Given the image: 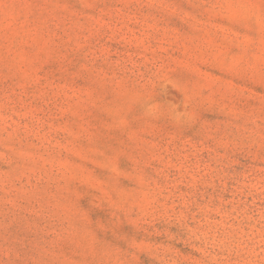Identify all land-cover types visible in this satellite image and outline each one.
<instances>
[{"label":"rangeland","instance_id":"1","mask_svg":"<svg viewBox=\"0 0 264 264\" xmlns=\"http://www.w3.org/2000/svg\"><path fill=\"white\" fill-rule=\"evenodd\" d=\"M0 264H264V0H0Z\"/></svg>","mask_w":264,"mask_h":264}]
</instances>
